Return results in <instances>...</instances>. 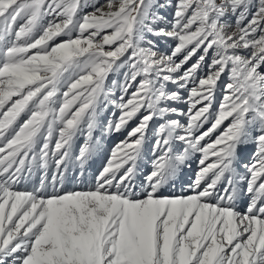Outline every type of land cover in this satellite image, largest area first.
I'll list each match as a JSON object with an SVG mask.
<instances>
[{"label":"snow or ice","instance_id":"6c2138e0","mask_svg":"<svg viewBox=\"0 0 264 264\" xmlns=\"http://www.w3.org/2000/svg\"><path fill=\"white\" fill-rule=\"evenodd\" d=\"M89 6L0 0V264H264V0H176L170 29L159 26V0ZM156 38L175 41L170 53ZM110 75L123 79L109 87ZM109 106L120 115L107 131L139 123L93 187L59 193L75 138L86 128L90 141ZM154 120L158 155L137 191L136 161ZM247 141L255 162L240 174ZM195 153L194 194L160 195ZM37 174L38 186L19 190Z\"/></svg>","mask_w":264,"mask_h":264},{"label":"rangeland","instance_id":"374dc122","mask_svg":"<svg viewBox=\"0 0 264 264\" xmlns=\"http://www.w3.org/2000/svg\"><path fill=\"white\" fill-rule=\"evenodd\" d=\"M105 3H106V0H89L90 6L87 7L84 11L91 12L94 10L93 6H99V5H103ZM159 3L165 5L164 7L156 9L159 16L162 17V20L159 22V26L160 27H167L170 29L171 22L174 19L176 0H159ZM228 20L230 23H232V22H234L235 17L229 16ZM152 38L153 37L149 36V39H152ZM156 42H157V47L159 48V50L161 52H164V53H170L171 48L175 44V41L168 39V38H156ZM210 62H211V54H209V56L206 58L205 67L203 69H201V71L198 73V76H203L208 71L207 65ZM116 79L122 80L123 77H122V75L121 76L110 75L109 80L107 82L108 86L112 87V81L116 80ZM226 82H228V75L227 74L223 75L219 81L218 88L216 91V98H215V101L213 103V111L217 110V108H218V106L222 100L223 85ZM167 87L169 90H175V88H176L175 85L170 84V83L168 84ZM190 87H191V85H190ZM129 91L131 92L132 89H130ZM119 94H120L119 89H117V96H119ZM182 96L187 98V96H188L187 90H182ZM169 103L173 107L183 109L185 112L187 111L188 105L185 102L173 101V102H169ZM119 115H120L119 110L116 109L114 106H109L107 108H101L99 111L98 117H97V127L93 130L91 140L89 141L86 128L84 129V131L81 134H79L75 138V140L73 142V147L71 150L73 155L70 152V157H69V161L67 164V170L65 172L64 171L62 172V175L64 176L63 177V184L61 186L59 183H57V186H56V190L58 192L60 191L59 193L63 194V193L68 192L71 181H73L74 179L76 181H78V184H76L74 187H72V191L88 190L89 188L94 186L95 181H96V177L99 175V173L107 165L108 161L111 159L112 152L117 149L118 145H121L122 142L125 141L123 139V137L124 138L128 137V133L134 127H136V125L139 123V117H137V118L133 119L132 121H130L119 132H117L115 130H113L111 132L107 131V127H108L109 122L115 123L117 121ZM172 118L179 119L181 121V123H186V120H187L186 116H173ZM159 122H162V121L154 120L153 122L150 123V127H149L148 134H147V140H146L144 148L142 150V154L136 161V174L139 173V175L141 177L143 176L142 182L145 181V176L148 173H150V171L152 170V164H153L154 159L156 158V156H153L151 159H149V158L147 159L144 154L147 151H149L150 148L151 149L153 148V143H154V140L156 139V136L154 134L155 128ZM208 126L209 125H205V128H207ZM99 134H104L105 136H100ZM107 134H115L116 137L121 136L120 142L114 141L112 144L107 146V142H106V139L108 137ZM86 141H89L93 145V149H92L91 155L86 160L83 168H81L80 163L76 159V157L79 155V150L81 147H83V145ZM176 148L177 149L181 148V145L179 144V142L176 144ZM256 150H257V145L252 141H247L245 144L241 145L240 148L238 149V157H237V160L235 163L238 162V164H243L244 160L246 161L247 157H250L251 154L255 155ZM73 152H75V153H73ZM118 155H119V153H118ZM193 155L191 157H193ZM197 155L201 156L200 153H197ZM187 163H188V161L185 163V165ZM144 166H146V167H144ZM235 168H236V166H235ZM236 170L238 173L241 174V172H242L241 170H239L238 168H236ZM50 171H49V177L52 174H54L55 170L53 168L52 170L50 169ZM183 173H184V165H182L180 167V169L178 170L177 175L174 178L175 179L174 181H177L183 175ZM196 174L197 173H195L194 176H196ZM40 175L41 174H37L36 176L32 177V179H31L32 181L30 180L31 183L29 182L31 185L29 183L25 186L22 183H21V185H18L19 190H31L34 186H38ZM135 177H136V175H135ZM81 182H83V183H81ZM90 182H91V184H90ZM171 183H169V184H171ZM169 184L164 186L160 190V193H164L165 191H167ZM47 185H48L47 191L51 192L52 188H51L50 179H49V181H47ZM240 187L242 189L246 188V182L242 183L240 185ZM248 200H249V197L247 195H241L240 199L237 202V207L241 211H243L245 208L244 206H246L248 203Z\"/></svg>","mask_w":264,"mask_h":264},{"label":"bare ground","instance_id":"6f19581e","mask_svg":"<svg viewBox=\"0 0 264 264\" xmlns=\"http://www.w3.org/2000/svg\"><path fill=\"white\" fill-rule=\"evenodd\" d=\"M114 133V132H113ZM100 136H105L104 134H99ZM108 137L106 139V142H107V146H109L110 144H112L114 141H117V142H120V137H116L115 134H107ZM119 139V140H118ZM124 140L128 139V137L124 138ZM123 141V140H122ZM118 144V143H117ZM73 147V146H72ZM75 153V152H73ZM72 154V152H71ZM158 154V153H157ZM156 154V155H157ZM73 155V154H72ZM146 158L148 159H151L153 156H156L154 155L153 153V148L149 151H147L145 154ZM201 156L197 155V153H195L193 155V157H190L189 160H188V163L185 165L184 164V173L183 175L177 180V181H172L171 184H169V187H168V190L165 191L164 193H159L160 195L162 196H169V197H172V196H179V195H191V194H194L190 189H189V185L193 183V181L195 180V177L194 174L195 173H198V171L200 170V165H199V159H200ZM145 158V157H144ZM155 158V157H154ZM75 160V159H74ZM146 160V159H145ZM144 160V161H145ZM148 161V160H147ZM243 161V160H242ZM253 162H255V155L251 154L250 157H247L246 161L244 160V163L243 164H252ZM71 163V162H70ZM243 164H238L235 163L234 167L236 166V168H238L239 170H241V174H246V170L242 167ZM146 165V164H145ZM146 167V166H144ZM52 170V169H51ZM51 172V171H50ZM65 172V171H64ZM95 176V175H94ZM64 177V176H63ZM136 178V179H135ZM134 178L133 180V184L136 185L137 187V191H139V186L141 184H143L144 182H142L143 180V176L141 177L139 175V173L136 174V177ZM34 179V178H33ZM32 181V180H31ZM36 181V180H35ZM49 181V180H48ZM30 181H27L25 183H22L24 186L27 185ZM31 183V182H30ZM29 183V184H30ZM83 183V182H81ZM76 184H78V181H76L75 179L73 181H71V184H70V187L68 189V192L69 191H72V187H74ZM80 184V183H79ZM86 184V183H85ZM91 184V182H90ZM21 185V184H20ZM31 185V184H30ZM81 185V184H80ZM93 185V184H92ZM84 186V185H83ZM89 187V186H88ZM202 187H203V184H202ZM30 188V187H29ZM78 188V187H77ZM24 189V188H23ZM60 192V191H59ZM243 195V194H242ZM244 197V196H243ZM247 200V199H246ZM240 206V205H239ZM245 207V206H244Z\"/></svg>","mask_w":264,"mask_h":264}]
</instances>
